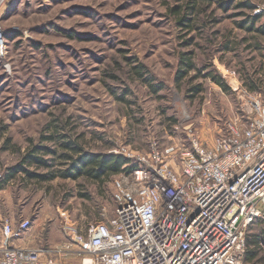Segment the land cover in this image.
<instances>
[{
  "label": "rangeland",
  "instance_id": "obj_1",
  "mask_svg": "<svg viewBox=\"0 0 264 264\" xmlns=\"http://www.w3.org/2000/svg\"><path fill=\"white\" fill-rule=\"evenodd\" d=\"M253 2L264 6V0ZM189 5H196L195 13ZM240 12L200 0H0L1 177L33 146L60 152L58 143L44 139L51 122L57 134L79 137L92 152L146 150L152 140L188 145V134L210 144L226 134L247 97L234 89V80L264 105V36L257 40L260 48L249 47L251 34L236 24L244 18L235 15ZM179 15L192 24L180 25ZM181 53H190L204 71L195 78L190 70L179 86ZM136 64L164 87L153 93L132 72ZM226 69L236 78L226 77ZM208 70L228 89L206 77ZM251 77L261 78L262 87L249 90L245 81ZM196 84L201 91L190 92ZM122 95L129 104L116 99ZM43 156L59 170L69 167L54 154ZM21 178L18 174L0 189V231L5 218L13 224L30 219L29 247L55 253L65 241L66 222L84 229L100 220L103 209L112 210L111 180L99 191L97 183L82 177ZM259 252L264 257V250Z\"/></svg>",
  "mask_w": 264,
  "mask_h": 264
},
{
  "label": "built area",
  "instance_id": "obj_2",
  "mask_svg": "<svg viewBox=\"0 0 264 264\" xmlns=\"http://www.w3.org/2000/svg\"><path fill=\"white\" fill-rule=\"evenodd\" d=\"M232 83L247 97L226 134L210 144L188 134V145L112 150L127 164L111 178L110 214L103 209L84 229L66 222L55 253L19 245L32 221L5 218L0 264H245L247 234L264 225V105Z\"/></svg>",
  "mask_w": 264,
  "mask_h": 264
},
{
  "label": "trees",
  "instance_id": "obj_3",
  "mask_svg": "<svg viewBox=\"0 0 264 264\" xmlns=\"http://www.w3.org/2000/svg\"><path fill=\"white\" fill-rule=\"evenodd\" d=\"M199 1V0H198ZM211 4L217 2V5L220 6L224 11H228L230 8L240 10V14L243 16V20L236 22L237 26L241 27L247 33L251 34V37L254 41V46L251 44V48H260L258 43V38L264 36V22H261L262 17L264 16L262 12L254 13V10L257 8L253 0H200ZM189 10L195 13L196 5H189ZM249 11V12H244ZM178 23L180 25L189 27L192 22H189V19L185 15L178 16ZM72 36V35H70ZM225 46H233V42L225 41ZM231 44V45H230ZM132 72L138 79L143 81L153 93H157L161 90L164 85L161 82L155 84L154 77L152 78L150 74L146 71V68L143 64H136L131 68ZM190 70H194L197 73L198 77L204 69H199L195 67V64L192 60L190 53H181L180 55V66L177 70L175 81L176 85L180 86V82L186 77ZM199 73V74H198ZM208 77L213 83L217 84L221 89L227 90L228 87L224 80L220 78L215 72L208 70L204 74ZM191 79V78H190ZM261 78L253 79L252 77L247 79L245 82L248 86V89L255 91L262 87ZM260 82V84H259ZM190 92L198 93L201 91V86L196 84L194 86H189ZM193 95V94H192ZM116 99L121 102L129 104V101L125 99L124 95L117 96ZM56 123H50L47 127L52 128L50 134L44 137L45 140L53 141L58 143L60 152L49 149L45 146H33L29 149L22 157L21 164L16 167H11L6 170L4 175L1 177L0 189L3 188L10 180L14 179L18 174H22V181L27 182L28 180H34L36 182H45L54 179L55 177H61L63 179H73L77 180L79 178H84L88 181L97 183L99 186V191L102 190V187L105 183L111 180L112 176L117 175L124 165L127 164V159L120 154H115L111 151L106 152H92L87 151L83 147L82 143L79 142V137L75 136L71 138L65 136L64 134H57L58 126ZM41 153L42 155H40ZM54 154L55 159L60 163L67 162L69 163L68 169L59 170L55 168L54 164L50 163L43 154ZM55 160V161H56ZM28 166H34L36 169H46L49 172L39 173L34 170H29ZM101 193V192H100ZM82 197L87 198L86 194H80ZM262 227V228H261ZM260 229V232H257ZM255 231V232H253ZM247 249L245 254V261L253 264H260L264 262V257L259 256L258 248L259 243H264V225L259 224L253 227L250 232L247 234Z\"/></svg>",
  "mask_w": 264,
  "mask_h": 264
},
{
  "label": "crops",
  "instance_id": "obj_4",
  "mask_svg": "<svg viewBox=\"0 0 264 264\" xmlns=\"http://www.w3.org/2000/svg\"><path fill=\"white\" fill-rule=\"evenodd\" d=\"M30 236H31V234H29V231H28L27 234H25L24 237L18 241V244L21 246H27L28 244L26 242L29 240ZM261 244L264 245V243H259L258 248L261 250H264V247H262ZM244 263L245 264H253V263L246 262L245 259H244ZM260 264H264V262H262Z\"/></svg>",
  "mask_w": 264,
  "mask_h": 264
}]
</instances>
